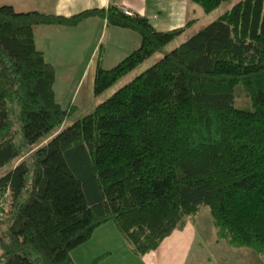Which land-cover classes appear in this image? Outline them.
<instances>
[{"label":"trees","instance_id":"trees-1","mask_svg":"<svg viewBox=\"0 0 264 264\" xmlns=\"http://www.w3.org/2000/svg\"><path fill=\"white\" fill-rule=\"evenodd\" d=\"M89 17L139 36L112 67L96 62L94 98L159 57L64 125L75 108L56 103L31 26ZM193 21L157 31L112 2L70 16L0 5V264H74L70 250L107 221L141 255L201 206L217 239L264 264V0L235 1L162 52Z\"/></svg>","mask_w":264,"mask_h":264},{"label":"crops","instance_id":"crops-1","mask_svg":"<svg viewBox=\"0 0 264 264\" xmlns=\"http://www.w3.org/2000/svg\"><path fill=\"white\" fill-rule=\"evenodd\" d=\"M109 2L122 11L145 17L157 31L180 27L189 20H195L190 17V11L195 12L198 9L189 0H0V5L10 6L16 12L37 11L70 16L85 9L104 8ZM199 28L195 27L190 35ZM31 32L35 49L53 68L52 91L56 103L63 109L73 106L75 111L85 110L97 102L92 93L96 62L98 61L101 67L104 55L110 56L108 63L116 64L121 56L126 54L124 52L132 51L139 44V36L134 31L109 25L99 17L86 18L74 26L34 24L31 26ZM106 223L97 226L91 236L83 242L96 237L92 246H87L88 250H84V254L90 250L93 251L88 254L90 257L105 254L101 264H137L135 261L138 259L135 257L138 256L131 252L129 244L115 226L111 228ZM185 223L183 228L187 225ZM181 238L180 234L170 232L150 250L153 254L149 259L163 257V264L167 260L172 264L220 262L219 257L216 256L215 259L212 252L200 246L201 239L197 235L191 234L189 237L195 244L194 249L192 246L184 249L183 246L191 244L190 242L174 245ZM212 239L215 240L214 237Z\"/></svg>","mask_w":264,"mask_h":264},{"label":"rangeland","instance_id":"rangeland-1","mask_svg":"<svg viewBox=\"0 0 264 264\" xmlns=\"http://www.w3.org/2000/svg\"><path fill=\"white\" fill-rule=\"evenodd\" d=\"M235 1L237 0H229L226 2H222L217 7H215L209 12H204L198 5L194 4V6H196V8L198 9L195 12L190 11V15H191L190 17H192V19H195L192 25L189 28H187L184 32H182L179 36L175 37L169 43H167L163 47L162 52L170 50L172 47L176 46L178 43L186 39L190 35V33L193 31V29H195V27L201 28L209 21H212L213 19H215L218 15H220L222 12L228 9L230 5H232ZM129 51L124 52V53L127 54ZM126 54L124 55L122 54L123 56H121V58L124 57ZM158 57H159V52L155 53L149 59L144 60V62L137 65L133 70H131L126 75L122 76L120 79L114 82L110 87H108L105 91H103L99 96H97L96 101L99 102L105 99L106 97H108L114 90H116L118 87L123 85V83H125L130 78H132L134 74L138 73L142 69L149 66ZM102 59H103V62L101 65L102 68H106V67L110 68L114 65V64L108 63V61L111 60L110 56L106 57L103 55ZM235 101H236L235 106L238 105V106H241L242 108L246 106L247 104L246 97L241 91H238ZM92 106L93 105H91L89 108L82 110V111L74 110L67 116L63 124L64 125L70 124L72 121L88 113L93 108ZM9 167L10 166L7 165V167L0 168V175L3 172L7 171ZM189 220L190 219L188 217L185 219V222L187 223V225L184 228L182 227V231H180L181 228L173 230L174 234H180L182 236V238L178 242H176L174 245H177V244L182 245L185 242H190L191 244H187L183 246L184 249L191 248V246L194 249L195 244H193V241L189 237L191 234H195L201 239L200 246L203 249H206L207 251L212 252L213 257L215 259H216V256L219 257L220 262L217 264H262L260 258L250 249L244 248V247H237V248L231 247L228 244H226L225 241L216 238L214 228L211 224L210 215L206 207L201 206L198 209V211L194 215V222H191ZM106 224L111 226V228H114L113 222L107 221ZM212 237H214L216 241L213 240ZM93 238L94 239H90L91 241H87L86 243L80 244L70 250V256L74 264H101V259H99L95 263H92V259L95 256L90 257L88 256V254L93 253V251L90 250L84 254V250H88L87 246H92V241L96 239V237H93ZM101 238L105 239L104 236H101ZM123 242H125L124 239H123ZM150 252L151 251L146 252L147 254L144 253L145 255L144 254L137 255L138 257H135V258H137L138 261H135V262L137 264H163V257L153 259V260L149 259L152 256L151 254H153ZM165 264H172V262L167 260Z\"/></svg>","mask_w":264,"mask_h":264},{"label":"built area","instance_id":"built-area-1","mask_svg":"<svg viewBox=\"0 0 264 264\" xmlns=\"http://www.w3.org/2000/svg\"><path fill=\"white\" fill-rule=\"evenodd\" d=\"M123 12L128 14V12H126V10H124Z\"/></svg>","mask_w":264,"mask_h":264}]
</instances>
